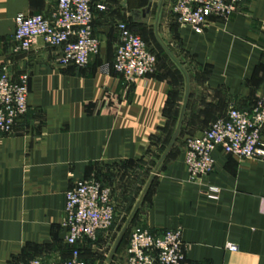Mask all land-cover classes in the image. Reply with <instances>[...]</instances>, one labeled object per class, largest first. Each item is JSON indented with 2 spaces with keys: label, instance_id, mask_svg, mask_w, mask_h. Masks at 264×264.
<instances>
[{
  "label": "crops",
  "instance_id": "obj_1",
  "mask_svg": "<svg viewBox=\"0 0 264 264\" xmlns=\"http://www.w3.org/2000/svg\"><path fill=\"white\" fill-rule=\"evenodd\" d=\"M55 2L0 0V65L13 79L28 77L26 111L11 132L0 134V264H27L33 257L57 264L67 257L60 227L64 194L80 179L108 185L115 216L125 215L118 229L113 221L95 241L77 243L80 257L86 262L111 231L112 245L167 145L184 95V76L158 45L154 26L186 72L187 94L176 138L124 233L139 224L150 232L179 227L189 263L264 264V161L216 149L212 170L191 181L182 138L204 130L230 105L247 109L264 101V0H244L199 34L172 20L170 0L159 7V0H95L104 6L91 7L99 45L84 66L59 64V49L41 40L13 52L14 16H47ZM118 22L135 33L150 24L163 52L150 50L153 71L128 87L111 68ZM210 185L218 188L215 199L204 195ZM129 232L107 264H125Z\"/></svg>",
  "mask_w": 264,
  "mask_h": 264
},
{
  "label": "built area",
  "instance_id": "obj_2",
  "mask_svg": "<svg viewBox=\"0 0 264 264\" xmlns=\"http://www.w3.org/2000/svg\"><path fill=\"white\" fill-rule=\"evenodd\" d=\"M243 1L170 0V13L178 26H188L199 34L210 19L225 20ZM92 5L104 8L102 4H95V0H56L47 16L17 13L11 34L13 52H26L41 40L45 46L59 49V64L84 66L88 58L97 53L99 45L91 31ZM116 29L119 41L111 68L128 87L153 71L155 57L140 36L124 22H118ZM27 78L26 73H21L13 79L6 66L0 65V134L11 132L16 120L26 111ZM216 149L236 158L264 161V101H257L247 109L230 105L204 130L185 138L183 164L189 180H197L212 170V152ZM217 192L218 188L210 185L204 195L215 199ZM114 215L108 185L93 178L76 180L64 194L60 220L63 241L70 250L57 264H85L76 244L95 241L98 232L111 226ZM225 248L236 249L231 243H226ZM185 250L179 227L150 232L139 224L129 232L125 264H197L187 262ZM27 264L44 262L33 257Z\"/></svg>",
  "mask_w": 264,
  "mask_h": 264
},
{
  "label": "water",
  "instance_id": "obj_3",
  "mask_svg": "<svg viewBox=\"0 0 264 264\" xmlns=\"http://www.w3.org/2000/svg\"><path fill=\"white\" fill-rule=\"evenodd\" d=\"M160 2L161 0H159V4H158V7L160 5ZM158 10V8H157ZM154 36H155V39L158 43V45L160 46V48L165 52V54L171 59V61L180 69V71L182 72L183 76H184V83H185V89H184V95H183V99H182V104H181V109H180V114H179V117H178V120L176 122V126L167 142V145L165 146L163 152L161 153V155L159 156L157 162L155 163L154 167L152 168L151 170V174L149 175L143 189L141 190L140 194H139V197L137 199V201L135 202L131 212L129 213L128 217L126 218L122 228L120 229L119 233L117 234V236L115 237L107 255L105 256L104 258V262L103 264H107L112 256V254L114 253L115 249H116V246L118 245V242L120 241V238L121 236L123 235L125 229H126V226L129 222V219L132 215V213L134 212L135 208H136V205L138 204V202L140 201V199L142 198L146 188L148 187L150 181L152 180V177L155 173V171L157 170V167L159 166L160 162L162 161V159L164 158V156L166 155V153L168 152V150L170 149L171 145L173 144L175 138H176V135L178 133V129H179V126H180V121H181V113L183 111V107H184V104H185V100H186V94H187V82H188V79H187V75H186V72L185 70L182 68L181 64L177 61V59L175 58V56L171 53V51L168 49V47L162 42V40L157 36L156 34V30H155V26H154Z\"/></svg>",
  "mask_w": 264,
  "mask_h": 264
},
{
  "label": "rangeland",
  "instance_id": "obj_4",
  "mask_svg": "<svg viewBox=\"0 0 264 264\" xmlns=\"http://www.w3.org/2000/svg\"><path fill=\"white\" fill-rule=\"evenodd\" d=\"M152 2L154 3L155 0H152ZM150 26H151L150 24L147 25V27L145 28V33L136 31V34H138V35L142 36V38H144V40L146 41L147 46L150 50H152L156 54H159V55L162 54L163 55V52L160 50V48L157 46V44L154 42V40L152 38ZM182 138L185 140V137H182ZM184 140H183V142H184ZM124 218H125L124 214H122L121 216H118V217L115 216V220H114L113 225H115L116 229L119 228V226L123 222ZM131 228L130 229L127 228L126 232L124 233L125 234L124 237L127 238V232H129L131 230ZM111 233L113 234V236L116 234V232H112V231H111ZM107 234H108V236H107L108 238L106 241H104L102 244L97 245L93 251L87 253V255L85 257L86 264H103V258L105 256V254L107 253V251L109 250L112 239H113V236H110V233H107Z\"/></svg>",
  "mask_w": 264,
  "mask_h": 264
},
{
  "label": "trees",
  "instance_id": "obj_5",
  "mask_svg": "<svg viewBox=\"0 0 264 264\" xmlns=\"http://www.w3.org/2000/svg\"><path fill=\"white\" fill-rule=\"evenodd\" d=\"M133 31V30H132ZM148 48V47H147ZM149 49V48H148ZM150 50V49H149ZM156 59V58H155ZM106 185V184H105ZM114 219H115V215H114ZM114 221V220H113ZM113 223V222H112ZM89 243V242H88ZM67 248H68V252H69V250H70V247L67 245ZM78 250H79V248H78ZM79 254H80V251H79ZM81 258V257H80ZM85 264H86V262H84Z\"/></svg>",
  "mask_w": 264,
  "mask_h": 264
}]
</instances>
